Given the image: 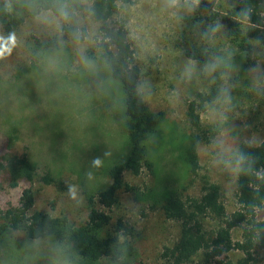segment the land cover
<instances>
[{"label": "rangeland", "instance_id": "rangeland-1", "mask_svg": "<svg viewBox=\"0 0 264 264\" xmlns=\"http://www.w3.org/2000/svg\"><path fill=\"white\" fill-rule=\"evenodd\" d=\"M90 1L85 0V5ZM187 1L171 6L169 0H136L120 16L127 23L141 71L139 89L152 111L163 112L169 122L181 120L187 100L217 83L220 96L201 114V124L205 128L221 124L222 130L199 147V173L219 186L230 214L237 208L233 152L241 142L258 145L264 140V46L255 48L256 66L243 79L234 80L241 67L236 52L220 42H215L218 52L202 69L185 55L194 40L182 20ZM227 1L221 0L222 4ZM24 11L29 15L14 34L16 46L0 59V148L7 138V155L26 156L39 173L56 177L57 184L34 185L37 209L78 219L85 192L105 181V168L125 150L117 87L94 55L96 25L85 12L76 16L79 27L87 31L84 40L43 52L37 51V42L61 37L65 22L50 12L31 15L30 9ZM0 36L9 35L0 29ZM159 157V184L176 185L180 170L175 153L167 147ZM97 159L99 166L94 164ZM147 180L144 174L134 182L141 185ZM70 186L76 188L75 199L69 195ZM21 193V186L7 189L0 184V206L17 204ZM109 214L139 234L137 255L121 264H162V246L175 238L176 223L128 194L121 196ZM240 235L239 230L233 231V241L240 240ZM242 256L236 251L226 255L232 264H238ZM259 258V264H264V252ZM0 264L69 263L48 240L30 241L15 233L0 246Z\"/></svg>", "mask_w": 264, "mask_h": 264}, {"label": "trees", "instance_id": "trees-1", "mask_svg": "<svg viewBox=\"0 0 264 264\" xmlns=\"http://www.w3.org/2000/svg\"><path fill=\"white\" fill-rule=\"evenodd\" d=\"M0 0V29L15 34L29 15L50 12L61 19V37L37 42V51L62 50L69 41L84 40L77 14L85 12L96 25L94 55L115 82L123 118L125 150L104 170L105 181L85 192L83 214L73 219L65 214L35 207L34 185L50 186L58 181L51 173L41 174L26 156L7 155L3 139L0 148V184L7 189L22 187L17 204L0 206V246L15 233L30 241L48 240L69 264H121L137 255L139 234L109 211L131 195L137 203L177 224V234L161 249L162 264H232L226 255L239 252L238 264H259L264 252V140L258 145L239 143L232 155L236 167L237 208L228 214L220 188L200 175L199 147L221 133V124L206 128L201 114L219 96L217 83L208 91L194 93L187 100L184 118L170 121L163 112L152 111L139 89L141 71L129 42L122 10L136 0ZM68 17L61 15V8ZM182 20L194 40L185 55L202 69L217 54L215 42L233 49L241 67L234 80L247 77L256 66L254 50L264 46V0H188ZM257 59V57H256ZM219 74L217 75L218 79ZM175 153L180 174L174 184H159V153ZM4 150V151H3ZM147 175L149 180L134 181ZM198 181V182H197ZM199 184V190L196 188ZM159 184V186H158ZM241 232L233 241L232 232Z\"/></svg>", "mask_w": 264, "mask_h": 264}, {"label": "clouds", "instance_id": "clouds-1", "mask_svg": "<svg viewBox=\"0 0 264 264\" xmlns=\"http://www.w3.org/2000/svg\"><path fill=\"white\" fill-rule=\"evenodd\" d=\"M197 2V0H193V3ZM178 3V0H169V4L171 6H175ZM61 15L65 18L68 17V12L61 8ZM16 46V38L14 34H10L7 38L0 36V59L4 58L6 55H10L12 49ZM101 161L99 159L94 161L96 166H99ZM69 195L71 198H76V188L74 186H70Z\"/></svg>", "mask_w": 264, "mask_h": 264}]
</instances>
